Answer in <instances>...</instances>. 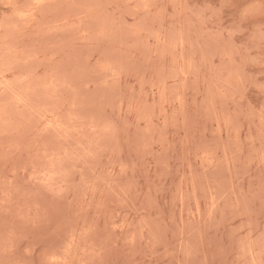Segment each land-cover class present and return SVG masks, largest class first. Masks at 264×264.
I'll return each mask as SVG.
<instances>
[{
  "label": "rangeland",
  "instance_id": "1",
  "mask_svg": "<svg viewBox=\"0 0 264 264\" xmlns=\"http://www.w3.org/2000/svg\"><path fill=\"white\" fill-rule=\"evenodd\" d=\"M0 182V264H264V0H0Z\"/></svg>",
  "mask_w": 264,
  "mask_h": 264
},
{
  "label": "bare ground",
  "instance_id": "2",
  "mask_svg": "<svg viewBox=\"0 0 264 264\" xmlns=\"http://www.w3.org/2000/svg\"><path fill=\"white\" fill-rule=\"evenodd\" d=\"M32 172H33V171H32ZM1 182H2V181H1ZM1 182H0V183H1ZM32 182H33V181H32ZM32 185H34V182L32 183ZM36 186H37V185H36ZM1 200H2V199H1ZM5 200H6V199H5ZM2 202H3V201H2ZM10 205H11V204H10ZM0 207H2V206H0ZM3 207H4V205H3ZM1 209H2V208H1ZM11 217H12V216H11ZM17 218H18V217H17ZM7 226H8V225H7ZM7 226H6V227H7ZM7 236H8V235H7ZM1 240H2V239H1ZM3 240H4V239H3ZM1 242H2V241H1ZM7 245H8V244H7ZM16 245H17V244H16ZM2 250H3V249H1L0 252H2ZM13 250H14V249H13ZM32 253H33V252H32ZM17 254H18V253H17ZM17 256H18V255H17ZM0 257H1V256H0ZM49 257H50V256H49ZM13 258H14V257H13ZM57 258H58V257H57ZM11 259H12V258H11ZM49 259H50V258H49ZM0 260H1V259H0ZM3 260H5V259H3ZM19 260H20V259H19ZM17 261H18V260H17ZM4 262H5V261H4ZM14 263H15V261H14Z\"/></svg>",
  "mask_w": 264,
  "mask_h": 264
}]
</instances>
